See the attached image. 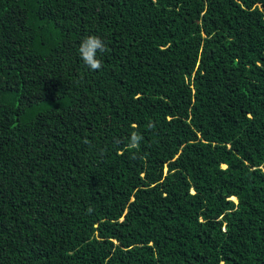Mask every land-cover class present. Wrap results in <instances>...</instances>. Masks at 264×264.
<instances>
[{
	"label": "trees",
	"instance_id": "trees-1",
	"mask_svg": "<svg viewBox=\"0 0 264 264\" xmlns=\"http://www.w3.org/2000/svg\"><path fill=\"white\" fill-rule=\"evenodd\" d=\"M0 264H264V0H0Z\"/></svg>",
	"mask_w": 264,
	"mask_h": 264
},
{
	"label": "clouds",
	"instance_id": "clouds-1",
	"mask_svg": "<svg viewBox=\"0 0 264 264\" xmlns=\"http://www.w3.org/2000/svg\"><path fill=\"white\" fill-rule=\"evenodd\" d=\"M106 51V44L99 36L96 35L85 37L79 48L81 59L93 71L99 70L102 67V61L98 58V53L103 54ZM141 139L142 137L140 135L133 132L128 147L131 149H138Z\"/></svg>",
	"mask_w": 264,
	"mask_h": 264
},
{
	"label": "rangeland",
	"instance_id": "rangeland-1",
	"mask_svg": "<svg viewBox=\"0 0 264 264\" xmlns=\"http://www.w3.org/2000/svg\"><path fill=\"white\" fill-rule=\"evenodd\" d=\"M234 200H236V199H234ZM237 201V200H236Z\"/></svg>",
	"mask_w": 264,
	"mask_h": 264
}]
</instances>
